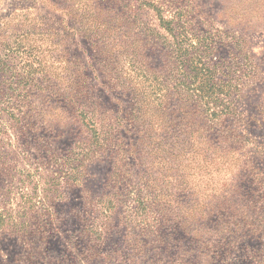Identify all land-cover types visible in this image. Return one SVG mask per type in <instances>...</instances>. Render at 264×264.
Returning <instances> with one entry per match:
<instances>
[{
  "label": "rangeland",
  "instance_id": "1",
  "mask_svg": "<svg viewBox=\"0 0 264 264\" xmlns=\"http://www.w3.org/2000/svg\"><path fill=\"white\" fill-rule=\"evenodd\" d=\"M87 2L141 32L107 56L79 18L0 0V264H264V0ZM114 64L152 99L146 137ZM207 93L231 114L179 110Z\"/></svg>",
  "mask_w": 264,
  "mask_h": 264
},
{
  "label": "trees",
  "instance_id": "2",
  "mask_svg": "<svg viewBox=\"0 0 264 264\" xmlns=\"http://www.w3.org/2000/svg\"><path fill=\"white\" fill-rule=\"evenodd\" d=\"M44 1L52 6V8L50 7V12L63 11L65 13H68L71 17L75 19L79 18V20L77 21L79 22L80 26H83L81 28H83L84 32L88 34H93V39H95V42L97 41V43L102 46V49L105 48V53L107 56H111L117 51L113 45L118 44V40L120 37L124 35L129 37L134 35L133 32H141V26H139L141 25V20L138 21V23H132V26H129V22L127 23L124 17L119 18L117 16L111 15L112 7H108L107 4L98 3L99 5L96 4L95 6H93V4L87 2L89 0H83V3L80 2L81 0H78L77 2L72 3L71 5L63 6L62 8H60V4L55 1ZM153 7L158 15L159 26L164 28L166 32L174 33L176 30H180V28H183L186 25L187 17H185V14L181 13L182 8H179L180 6L177 7V10H175L174 14L171 17H166L162 7ZM132 28L133 32L130 31V29ZM142 28H144V30L153 32V28L147 26L145 27L143 23ZM151 32L150 34H152ZM136 35L137 34H135V36ZM125 57L128 58L127 60H125V62L127 63L135 61L132 56L126 55ZM114 65L115 68L120 67L119 64ZM118 71L121 72L122 77L125 78V80H118L119 85L132 94L134 102L133 105L137 107L136 112L137 114H139V118L137 120V129H139L138 131L142 133L143 137H146L148 127L152 122H149V120L145 118V115L142 114V110L146 107V105H149V103H151L152 99L137 94L136 91H138L140 88L133 86L134 84H132V82H129L128 79H126L128 76L125 69H122V67H120ZM205 87L207 88V90H210V85L208 83ZM176 99V102L178 103V108L182 112L187 107V103L189 104L187 108L196 110V106L198 107V103L203 102L204 108L202 109L206 111L205 117H207L209 114L213 117L220 118L221 116L231 114L229 106L225 105L224 103H221L224 102L225 99H223L222 97H218L215 93H207L206 96H203L199 99H192L190 97L184 98L180 96L176 97ZM167 106L168 97H165L163 108ZM205 117H203V123L207 127L203 125V128L206 131V144L208 148L215 149V147H220V144L218 146L211 144L209 140V135L211 134V132L215 134V132H213V126H216V122L212 121L209 118L205 119ZM205 121L206 123L210 122V124L208 123L207 125ZM211 124L214 125L212 126Z\"/></svg>",
  "mask_w": 264,
  "mask_h": 264
},
{
  "label": "snow or ice",
  "instance_id": "3",
  "mask_svg": "<svg viewBox=\"0 0 264 264\" xmlns=\"http://www.w3.org/2000/svg\"><path fill=\"white\" fill-rule=\"evenodd\" d=\"M57 3H62L63 6H68L66 3H63V0H57Z\"/></svg>",
  "mask_w": 264,
  "mask_h": 264
}]
</instances>
